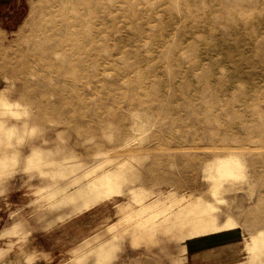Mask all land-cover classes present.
Returning a JSON list of instances; mask_svg holds the SVG:
<instances>
[{
    "label": "rangeland",
    "instance_id": "obj_1",
    "mask_svg": "<svg viewBox=\"0 0 264 264\" xmlns=\"http://www.w3.org/2000/svg\"><path fill=\"white\" fill-rule=\"evenodd\" d=\"M0 264H264V0H6Z\"/></svg>",
    "mask_w": 264,
    "mask_h": 264
},
{
    "label": "crops",
    "instance_id": "obj_2",
    "mask_svg": "<svg viewBox=\"0 0 264 264\" xmlns=\"http://www.w3.org/2000/svg\"><path fill=\"white\" fill-rule=\"evenodd\" d=\"M239 241L225 231L191 237L185 241L186 264H229L239 252Z\"/></svg>",
    "mask_w": 264,
    "mask_h": 264
},
{
    "label": "flooded vegetation",
    "instance_id": "obj_3",
    "mask_svg": "<svg viewBox=\"0 0 264 264\" xmlns=\"http://www.w3.org/2000/svg\"><path fill=\"white\" fill-rule=\"evenodd\" d=\"M7 4V1L6 0H0V7Z\"/></svg>",
    "mask_w": 264,
    "mask_h": 264
}]
</instances>
